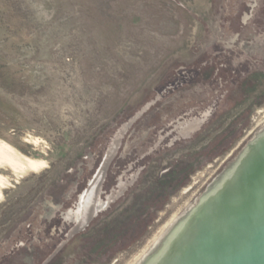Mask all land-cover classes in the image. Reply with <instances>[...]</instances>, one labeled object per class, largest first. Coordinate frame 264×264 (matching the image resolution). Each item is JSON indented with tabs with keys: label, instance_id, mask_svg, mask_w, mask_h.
Segmentation results:
<instances>
[{
	"label": "rangeland",
	"instance_id": "374dc122",
	"mask_svg": "<svg viewBox=\"0 0 264 264\" xmlns=\"http://www.w3.org/2000/svg\"><path fill=\"white\" fill-rule=\"evenodd\" d=\"M262 129L264 0H0V264H138Z\"/></svg>",
	"mask_w": 264,
	"mask_h": 264
},
{
	"label": "water",
	"instance_id": "95a60500",
	"mask_svg": "<svg viewBox=\"0 0 264 264\" xmlns=\"http://www.w3.org/2000/svg\"><path fill=\"white\" fill-rule=\"evenodd\" d=\"M140 264H264V129Z\"/></svg>",
	"mask_w": 264,
	"mask_h": 264
},
{
	"label": "bare ground",
	"instance_id": "6f19581e",
	"mask_svg": "<svg viewBox=\"0 0 264 264\" xmlns=\"http://www.w3.org/2000/svg\"><path fill=\"white\" fill-rule=\"evenodd\" d=\"M198 125L196 124L195 127H197ZM115 150H116V146L111 151V155H115L114 154ZM46 164H47V162L45 160L29 157V156L23 154L21 151H19L18 149H16L15 147H13L9 144L0 143V169L11 170V176L7 175V174L5 175L4 173H2L0 171V200L3 199L4 188L10 184L12 177H14L15 179H17V178L20 179L25 173L32 171V170L37 171L40 168H42L43 166H45ZM105 168H106V163L102 167L101 173L104 172ZM100 181H96L92 187V190H94V192H95L94 197H91V195H89L87 193L82 198L81 206L83 207V210L86 213L84 216H81L79 218L80 225H82V224H84V222L90 220L94 215H96V213L99 210L105 208L108 205V202H101L100 199H98L97 193L99 190ZM71 212H72V210H71ZM178 217H176L172 221V223L168 226L169 227L168 229H170L172 227L173 223L176 222V219ZM157 243H158V241L154 244V246ZM145 256L146 255L142 256V258L138 264H140L142 262V260L144 259Z\"/></svg>",
	"mask_w": 264,
	"mask_h": 264
},
{
	"label": "flooded vegetation",
	"instance_id": "af4514ba",
	"mask_svg": "<svg viewBox=\"0 0 264 264\" xmlns=\"http://www.w3.org/2000/svg\"><path fill=\"white\" fill-rule=\"evenodd\" d=\"M201 122H202V120H198V121L194 122L193 125H192V126H193L192 128H194L196 124L198 125V124H200Z\"/></svg>",
	"mask_w": 264,
	"mask_h": 264
}]
</instances>
